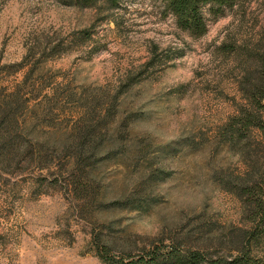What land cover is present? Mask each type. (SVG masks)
<instances>
[{"label":"rangeland","instance_id":"1","mask_svg":"<svg viewBox=\"0 0 264 264\" xmlns=\"http://www.w3.org/2000/svg\"><path fill=\"white\" fill-rule=\"evenodd\" d=\"M204 12L208 31L196 38L177 26L165 0H121L108 14L58 0H0V86L10 91L34 69V79L48 85L44 94L56 88V128L64 130L84 112L96 115L124 84L119 116H140L124 123V145L134 134L155 145L150 151L174 148L152 153L160 175L140 188L157 200L146 211L82 202L84 193L66 189L57 165L0 169V264H105L95 251L97 234L111 253L137 254L161 239L208 245L224 227L241 224L238 198L218 181L222 164H241L214 135L241 101L245 52L264 50V0L217 17ZM154 52L157 63L149 65ZM126 163L105 161L104 183L139 186L142 165Z\"/></svg>","mask_w":264,"mask_h":264},{"label":"trees","instance_id":"2","mask_svg":"<svg viewBox=\"0 0 264 264\" xmlns=\"http://www.w3.org/2000/svg\"><path fill=\"white\" fill-rule=\"evenodd\" d=\"M58 1L82 9H99L105 14L121 3V0ZM246 1L165 0V10L174 16L182 31L198 38L208 31L204 9L217 17L226 8ZM157 56L154 52L147 64L156 65ZM244 58L250 66L243 69L238 79L241 101L235 103V112L217 126L214 135L215 144L236 156L241 164L235 169L222 164L218 176L221 189L240 202L241 224L224 227L220 236L212 237L208 245L192 246L182 239L171 238L168 242L161 239L142 247L137 254L125 250L113 254V248L97 234L93 236L95 251L105 264H264V50H247ZM34 72L29 69L10 91L0 86V169H10L14 163L41 169L57 165L66 189L84 193L80 197L82 202H95L101 208L146 211L157 200L150 194L140 195V188L152 186L160 175L153 171L152 153L162 151L171 155L174 148L156 145V150L150 151L155 145L134 134H130L129 144L124 145L122 141L127 140L121 136L124 123L129 126L140 117L119 116V99L126 92L120 88L124 84L114 95L105 96L96 115L87 117L84 112L70 129L58 130L55 115L60 103L55 101L56 88H52V94H44L48 85L39 84ZM107 160L123 165L140 163V185L131 181L125 190H117L105 184L101 168ZM95 189L98 193L89 198ZM111 192L115 196L108 197Z\"/></svg>","mask_w":264,"mask_h":264}]
</instances>
